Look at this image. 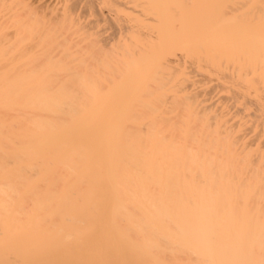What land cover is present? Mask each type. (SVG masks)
<instances>
[{"label": "bare ground", "instance_id": "bare-ground-1", "mask_svg": "<svg viewBox=\"0 0 264 264\" xmlns=\"http://www.w3.org/2000/svg\"><path fill=\"white\" fill-rule=\"evenodd\" d=\"M0 264H264V0H0Z\"/></svg>", "mask_w": 264, "mask_h": 264}]
</instances>
